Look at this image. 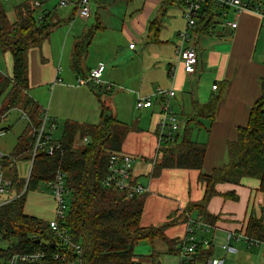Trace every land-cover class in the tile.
<instances>
[{"label":"crops","instance_id":"0c3cea01","mask_svg":"<svg viewBox=\"0 0 264 264\" xmlns=\"http://www.w3.org/2000/svg\"><path fill=\"white\" fill-rule=\"evenodd\" d=\"M126 2V6L117 9L116 12L123 18L120 29L123 40L119 42H108L105 39L101 41L103 45H98L99 35H105L106 32L113 31L114 28L112 22L108 21L110 24L104 23L98 10L93 14L92 5L90 17L96 19L94 24L86 28V20L90 17L82 18L79 16L81 20L77 27L79 36L76 37L75 35L71 42L70 65L72 69L75 70L72 62L77 42L85 39L93 31L91 39L79 55V76L83 75L80 73L88 74L90 69L99 64H104L103 59H106L113 65L112 70L107 71L103 79L106 84H111L110 88L106 85L107 89L111 90L115 85L128 86L132 96L133 108L136 109L139 97L154 95L158 88L174 89L175 97H172L170 101L173 110L179 111V113L176 111L175 113L182 123L180 134H182L186 123L183 116L193 115L195 103L205 104L213 93H218L216 83H225V90L217 108L215 120L211 122L204 118H198L191 124L193 138L207 146L203 173H211L213 169L224 166L228 161V143L237 138L239 127L247 125L251 107L263 91L264 60L258 58L257 53L261 36L264 34V21L255 12L244 11L239 17H236L233 10L228 9L225 16L221 14V11H218L217 24L210 33H201L195 27L192 31V38L198 52L199 64L197 71L189 74L184 71L182 63L177 61L176 49L181 43L180 33L187 27V22L182 14L183 10L181 11L182 7L178 1L170 3L168 0H126ZM174 5L181 8L172 10ZM98 6L99 8L105 7ZM103 9L106 11V8ZM107 9V12L110 13V9ZM61 10H56V19H62L63 24L78 18L76 17L78 14L77 11L75 12V6L66 8L64 12ZM230 14H232V18L228 20ZM179 18H182L185 24L181 23ZM235 20L238 23L236 28L228 25ZM63 24L58 27L63 26ZM58 36L60 39L61 36ZM51 37L52 35H49L40 46L29 49L30 88L28 94L30 93L29 95L40 105L42 110H45L49 118H54L56 121L58 120L57 117L65 116L68 120L79 121L83 124L99 123L100 116L96 123L86 122L82 111L72 110L65 114L59 107L55 108L54 111H51V105L50 108H44V101L40 97V92L47 84H52L55 87L54 93L58 85L78 89L79 100L76 107L79 108L80 106V109L84 108V105L93 106V101H90L92 100L91 96L99 100L96 93L93 94L84 87L86 85H76L73 81L69 82L68 85L57 82V79H60V70L55 66V49ZM140 40L144 45L138 60L141 69L137 75H134L132 69H128L130 61L127 64L119 61L122 58L120 48L123 41H128L130 42V49L135 50L136 46L132 48L130 45L134 41ZM96 51L103 58L97 56ZM106 70L107 68H105ZM75 71L77 72V70ZM120 89L122 88L117 89V92H120ZM163 98L154 95V105L151 108L138 109L144 111V115L140 114L142 117L136 120L131 121L119 110L118 114H114L120 121L131 127L121 151L137 157L133 175L137 182L148 186L150 189V192L144 197L142 225L146 227L159 226L174 221L165 229V240L157 239L155 241L159 246L157 250L169 251V246H175L177 241L184 238L187 231L188 221L182 214L183 210L188 203L200 201L204 197L205 185L198 179L200 170L160 167L162 156L159 153L161 147L159 121L162 117L160 103ZM99 111L101 112V108ZM22 113L24 112L22 111ZM31 168L32 165L30 164L29 174ZM217 191L219 195L211 199L208 204V211L212 215H216L218 219L213 225H201L196 228V233L200 234L201 237L210 239L212 233L214 236L215 233L221 232L224 235L223 240L231 232L244 235L249 216L259 217L264 207V194L259 190V180L246 177L240 184L221 183L217 185ZM30 192L33 195L41 196L42 208L48 209L43 214L31 213L30 215L45 221L53 219L56 202L50 190L41 185L38 190H31L28 193ZM229 192H234L237 198L224 196ZM25 212L28 213L26 209ZM48 214L51 215L50 218H46ZM197 216L196 212L191 214L192 220H198ZM241 241H244L248 248L251 247L245 240L232 239L230 244L236 248L237 244L233 242L240 243ZM155 244L153 247L156 250ZM254 244L258 246L264 243ZM258 250L261 251V247ZM238 252L237 249L236 253L230 254H237ZM173 254L178 256L176 253ZM210 255L217 257L213 247ZM137 256L144 263L154 264L158 254L153 260L146 259V257L141 258L138 254Z\"/></svg>","mask_w":264,"mask_h":264},{"label":"trees","instance_id":"16d2710c","mask_svg":"<svg viewBox=\"0 0 264 264\" xmlns=\"http://www.w3.org/2000/svg\"><path fill=\"white\" fill-rule=\"evenodd\" d=\"M168 1H178L180 6L182 3L181 0ZM56 10L46 9L47 13L39 20L38 10L32 7L30 0H25L15 6L16 19L11 22L0 2V52L11 51L13 56L12 77L0 71V116L3 113L8 115L11 109H18L28 117L14 150L0 156L3 179L11 183L6 202L0 208V235L2 239L5 236V239L16 241L13 248L9 249L10 253L44 250L50 255L67 251L71 257L74 255L70 252L73 248L59 244L49 221L25 212L28 192L38 190L41 185L50 190L49 183L54 181L57 171L62 170L65 184L71 193L67 201V216L61 226L68 228L72 241L80 245L83 263L147 264L135 253L136 244L147 241L154 245L157 239L165 240V229L174 221L159 226H143L145 195L128 198L124 191L104 186L110 152L122 150L131 127L120 121L101 100L100 86H92L101 104L100 122L83 124L67 120L58 140L52 137L35 151L34 129L41 126L45 111L28 96V53L31 47L40 46L54 28L63 24L62 19H56ZM218 11L215 0H206L196 30L210 33L217 24ZM92 35L93 31L76 44L72 63L78 74L79 55ZM262 84V94L251 107L247 125L239 127L237 138L228 143V161L224 166L213 169L211 173H203L207 146L193 138L191 124L198 118L211 122L215 120L225 83H216L218 93H213L205 104L195 103L193 115L183 116L186 123L182 134L179 131L173 141L161 143L160 167L200 170L198 179L205 185V194L200 201L190 202L185 207L182 214L187 221L196 212L201 222L209 225L215 223L218 217L209 213L208 204L214 196L219 195L218 184H240L243 178L251 177L259 180V190L264 194V78ZM10 95L9 103L4 105V97L6 99ZM17 105L19 108H15ZM3 120L0 117V123ZM10 128L8 125H0V131L6 132ZM86 138L88 141L84 142ZM79 141L83 142L82 149L76 147ZM55 144L60 147L49 154L48 148ZM18 160L32 163L29 178L19 176L16 166ZM224 196L237 198L234 192ZM244 233L256 242H264V207L259 217L249 216ZM169 247V252L177 255L179 247ZM157 254L153 249L148 259L153 260ZM202 254L210 255L211 249H202ZM32 264L63 263L48 257Z\"/></svg>","mask_w":264,"mask_h":264},{"label":"built area","instance_id":"2783aa9c","mask_svg":"<svg viewBox=\"0 0 264 264\" xmlns=\"http://www.w3.org/2000/svg\"><path fill=\"white\" fill-rule=\"evenodd\" d=\"M49 0H31L32 7L41 11L38 15V19L41 20L44 14L47 13L45 4ZM181 7L183 9V17L187 21L186 29L180 33L181 43L177 46V61L182 63L183 69L186 73L192 74L197 71L199 64L198 52L196 45L193 41L192 31L196 27L198 17L202 10V5L206 0H181ZM215 5L218 6L221 14L225 16L227 10L232 9L236 17H239L244 11H251L257 13L264 21V2L263 0H215ZM58 6L61 8H68L70 6L77 7V14L82 18H89L91 16V0H58ZM233 28H236L238 23L233 21L228 23ZM134 48V44L130 45ZM105 65L99 64L96 67L89 70L88 74L80 75L77 78V85H90L100 86L103 83V73L105 71ZM61 79H57L60 82ZM111 84L108 85V88ZM156 96L164 97L160 103L162 117L159 121V140L173 141L175 135L181 130V119L177 116L171 106V98L175 97L174 89H162L158 88ZM154 95L139 97L137 99V109L151 108L154 105ZM28 120L26 113H23ZM57 129V121L54 118H49L47 113H44L42 124L40 127L34 129L36 134L35 151L38 148H42L47 141L52 139V133ZM0 131V135L3 134ZM86 138L84 142H87ZM60 147L59 144L51 145L48 148V153L52 154L55 149ZM3 157V154L0 153ZM136 156L126 153L123 151H112L110 152L107 164V174L104 178L103 184L109 189L124 191L128 198L136 196H143L150 192L148 186L137 182L133 175L134 163ZM0 166V195H3L1 206L6 202V196L9 194L11 183L3 179ZM64 173L62 170H58L56 177L53 182L49 183L51 189L50 192L56 202L55 217L49 221L51 229L55 232L59 244L62 247L73 248L72 252L74 255L71 257L69 252L65 253H53L48 254L47 251L38 250L32 253L15 252L10 253L9 246L3 248L0 246V264H25L35 263L44 258L51 257L55 261H62L63 264H84L81 257V247L71 239V233L68 228L62 227L61 222L65 221L68 211V197L70 196V188L65 184ZM201 225H207L198 220L189 219L187 222V231L183 239L177 241L179 250L177 252L178 264H224L225 259L213 257L211 255L202 254V249H211L214 244V239L209 240L204 236L196 233V228ZM208 226V225H207ZM205 234V233H204ZM2 238V236L0 235ZM4 237V236H3ZM244 238V239H243ZM5 239V238H3ZM232 239L238 241L245 240L249 244L264 243L256 242L241 233H228L222 248L227 253H236L237 249L230 244ZM56 245V242H54Z\"/></svg>","mask_w":264,"mask_h":264},{"label":"rangeland","instance_id":"374dc122","mask_svg":"<svg viewBox=\"0 0 264 264\" xmlns=\"http://www.w3.org/2000/svg\"><path fill=\"white\" fill-rule=\"evenodd\" d=\"M25 0H0L3 8L6 11V14L11 22L15 21V6L24 2ZM31 1V0H30ZM264 2V0H263ZM126 0H91L92 8L94 9L93 14L98 10L99 14L102 16L103 21L105 24H110L109 22H112L113 31L106 32L105 35H99L98 37V45L102 44L101 41L108 40V42H119L122 41L123 38L120 33V29L122 26L123 18L120 17V15L117 12V9H122V7L126 6ZM98 5L105 6L102 8H99ZM44 9H49L51 11H54L56 8L58 11L62 9L61 11L64 12L66 8H61L58 6V0H49L45 4ZM70 8V7H69ZM103 8H106V11H104ZM110 9V13H108V9ZM181 7H177L174 5L172 7V10L180 9ZM183 9L181 8V11ZM41 13V11H37V16ZM78 18H74V21L63 24V26L55 28L53 32L50 34L52 35V43L53 48L55 49V66L60 70L59 77L60 82L64 83L65 85H68L69 82L73 81L77 85V78L79 77V74L75 70L72 69L70 65V51H71V42L73 41L74 36H79V30L77 31V27L79 26V22L81 20L79 19V16H76ZM115 17L116 19H114ZM118 18V20H117ZM232 14L228 16V20H231ZM181 23H184V20L182 18H179ZM185 19V18H184ZM186 20V19H185ZM109 21V22H108ZM96 22V19L93 17H90L86 20L85 26L86 28H89L90 25L94 24ZM187 22V21H186ZM58 35L61 36L59 39ZM262 39L260 40L259 48L257 57L264 60V34H262ZM133 42V41H132ZM130 42H122L120 51L122 58L119 60L121 63L127 64L129 61L130 65L128 66V69H132V72L134 75H137V73L140 72L141 65L138 62L139 57L141 56V50L144 45L142 44V40L140 41H134V47L136 46V49H130L129 47ZM115 46V45H113ZM107 51V50H104ZM108 52V51H107ZM96 55L99 57H102V55L98 54L96 51ZM103 62L105 64V67L107 70L103 73V79L105 75L107 74V71L112 70L113 65L110 64L106 59H103ZM12 68H13V56L11 51H5L0 52V70L6 74L7 76L12 77ZM77 74V76H75ZM138 81V80H137ZM108 83H103L100 85L101 88V99L102 101L106 103L107 106L111 107L113 112L115 114H118V110L120 112H123L124 116L126 118H129L131 121L136 120L139 117L141 118L140 114L144 115V111L138 110L136 108H133L134 105H132V96L129 91L128 86L126 85H115L113 89L108 90L107 86ZM85 88L89 89L93 94L96 93L94 88L90 85L84 86ZM120 92H117V89ZM55 87L52 84L45 85L40 92V97L44 101V108L47 109L51 105V111L56 110L55 108H60L67 114L68 112L72 110H78L82 111L85 115L86 122H92L96 123L99 120V114H100V103L99 100L92 97L93 106L84 105V108L80 109L76 107V104H78L79 100V90L76 88H68L67 86H56V92L54 93ZM30 94V93H29ZM28 94V96H30ZM32 94V93H31ZM3 97V96H2ZM12 97L10 95L8 98L5 99L4 97V105H7L9 103V99ZM31 97V96H30ZM80 104V103H79ZM87 104V103H86ZM18 105L15 107L17 108ZM19 108V107H18ZM50 108V107H49ZM45 111V110H44ZM176 111V110H175ZM179 113V111H176ZM1 119L3 122L0 123L1 126L8 125L11 126L10 130L4 132L0 135V153L1 154H10L14 147L16 146V143L18 141V136L22 133L24 130V127L26 125V116L22 113L21 110L18 109H11V111L8 113V115H5L3 113L1 116ZM57 129L53 131L52 136L53 140H58L59 137L62 135V131L65 125V122L68 120L65 116H59L57 117ZM79 122V121H78ZM79 145L78 148H83V142L79 141L77 142ZM76 144V146H78ZM82 144V145H80ZM30 164L31 162L26 160H18L16 163L17 170L19 173V176L21 178H28L29 171H30ZM157 170H159L157 168ZM251 178V177H248ZM255 179V178H254ZM256 180V179H255ZM242 183V181H241ZM41 196L33 195L31 192L28 193L25 203V209L29 214H43L48 209L42 208L41 205ZM3 195H0V202L2 201ZM50 214L46 215V218H50ZM213 233L210 235L209 240H213L215 238V241L213 242V250L215 251V256L218 258H225V264H264V244H260L256 246L255 244L251 246L250 248L247 247L246 244H244V241H241L240 243L233 242L236 245V248L239 250L237 254H230L227 253L223 248V233H215L216 236H212ZM244 239V238H243ZM157 241V240H156ZM16 243L14 239H2L0 237V246L3 248H7L9 246H13ZM155 248H159L158 243L155 242ZM261 247V251H257V249ZM153 245H151L147 241H140L135 246V252L138 254L141 258L151 255L153 252ZM158 257L156 258V262L154 264H178V257H176L173 253L166 251L157 250ZM254 253V254H253ZM253 254V255H252ZM252 255V257H251ZM151 264V263H148Z\"/></svg>","mask_w":264,"mask_h":264},{"label":"water","instance_id":"95a60500","mask_svg":"<svg viewBox=\"0 0 264 264\" xmlns=\"http://www.w3.org/2000/svg\"><path fill=\"white\" fill-rule=\"evenodd\" d=\"M31 165H32V163H31ZM29 176H30V174H29ZM29 176H28V178H29ZM27 181H28V179H27ZM3 238H5V236Z\"/></svg>","mask_w":264,"mask_h":264}]
</instances>
